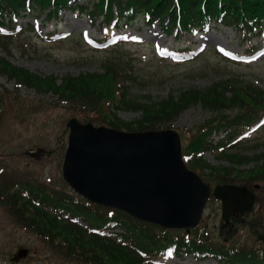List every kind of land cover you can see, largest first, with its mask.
<instances>
[{"label": "trees", "instance_id": "16d2710c", "mask_svg": "<svg viewBox=\"0 0 264 264\" xmlns=\"http://www.w3.org/2000/svg\"><path fill=\"white\" fill-rule=\"evenodd\" d=\"M85 1L0 0V24H11V14L24 11L28 6L33 12L46 9L49 18H58L62 10H79L91 21L99 20L100 26L105 28L147 18L149 23L157 21L167 33L175 31L178 37L192 33L194 27L203 29L207 23L218 21L240 31L245 39L264 25V0ZM2 43L8 44L4 36H0ZM104 70L105 74L66 76L56 83L54 77L38 76L0 57V73L39 92H51L72 104L74 113L85 122L126 131L158 130L168 128L181 112L200 104L210 116L195 132L179 130L187 166L205 180L241 183L244 179L255 178L264 181V165L250 172L237 171L241 165L259 161L261 155L226 152V148H239L237 138L264 114V89L236 78L213 83L205 89L190 87L176 95L170 92L160 100H141L123 85V81L131 80L132 76L130 64L119 47L108 49ZM3 108V94L0 93V113ZM234 109L235 113H226ZM115 110H129L140 115L131 121H123L116 116ZM218 131H222L220 141L212 143L210 136ZM207 148L227 157L232 166L206 163L202 151ZM239 149L242 151L244 147ZM0 200V206L5 207L17 225L43 240L60 259L57 263L44 257L43 262L47 264H155L152 255H165L168 250L199 258L215 257L231 264H264L261 248L256 252L244 250L237 239L233 242L221 239L208 232L205 225L191 229L189 233H172L174 231L138 221L122 211L92 204L71 191L48 190L25 181H3L0 183ZM77 220L86 223L88 228ZM111 229H122L123 232ZM0 256H4L2 251ZM7 256L12 260L14 255ZM29 256L33 260V255ZM22 264L27 263L22 261Z\"/></svg>", "mask_w": 264, "mask_h": 264}, {"label": "rangeland", "instance_id": "374dc122", "mask_svg": "<svg viewBox=\"0 0 264 264\" xmlns=\"http://www.w3.org/2000/svg\"><path fill=\"white\" fill-rule=\"evenodd\" d=\"M17 20L20 31L8 41L9 52L4 48L5 43L0 44V56L38 76L54 77L56 83L66 76L105 74L104 63L108 51L104 48L109 43L119 42V49L124 52V57L130 64L129 73L132 76L131 80H124L123 85L141 100H160L170 92L176 95L180 90L190 87L205 89L213 83L236 78L264 89V34L261 40L257 37L253 39L258 52L248 59L238 57L244 52L240 34L231 28L212 25L208 31L181 37L182 48L188 45L193 51L191 55L183 56L188 57L184 59L173 53L178 46L173 34L161 32L157 25L147 26L142 20L126 29L112 31L109 42L101 43L99 47L84 40L91 37L98 41L100 35L97 25L91 24L84 14L64 13L60 22L51 25L46 22L45 12L29 15L24 12ZM53 32L56 34L52 39L48 38ZM201 49V54L191 58L193 54L200 53L198 51ZM161 51L166 57H160ZM14 86V80L0 75V92L15 90ZM16 93L17 97L10 100L15 113L5 110L0 120V182L3 178L21 179L40 187L47 183L51 188L73 191L61 173L68 136L66 122L73 116L81 121L85 120L74 113L73 106L66 108V103L57 101L53 96L40 94L26 86L18 88ZM235 112L234 109L226 113L231 115ZM139 115L140 113L129 110L116 111V116L123 121H131ZM209 116L197 104L181 112L169 126L175 130H194L197 124ZM242 146L244 150L240 151ZM238 147L226 148V152L241 155L258 153L261 159L241 165L237 171L250 172L264 165V118L251 127L248 135L238 142ZM40 148H43V152H39ZM28 151L35 155H28ZM42 153L47 154L45 158ZM203 159L214 166H232L227 157L208 150L204 151ZM244 180L239 184L255 192L258 198L250 211L243 213V217L240 216L242 219L239 217L238 220L236 215L234 219L230 218V222L219 227L221 203L214 198L208 199L201 219L203 218L202 223H206L210 233L221 239H237L244 250L253 251L256 245L264 248V243L257 238L264 234V184L261 188L253 189L252 186L260 180ZM206 182L211 183V187L223 183L212 178ZM229 183L234 182L232 180ZM42 244L44 243H40L31 233L19 229L12 217L0 208V251L5 253V256L0 257V264H22V261L27 264H47L43 262L44 257L60 263ZM20 247L31 251L33 247H37L44 255L33 253L31 260L25 249H22L15 263H12L7 252L8 255H13ZM162 261L169 264H229L214 259L199 260L177 256Z\"/></svg>", "mask_w": 264, "mask_h": 264}, {"label": "water", "instance_id": "95a60500", "mask_svg": "<svg viewBox=\"0 0 264 264\" xmlns=\"http://www.w3.org/2000/svg\"><path fill=\"white\" fill-rule=\"evenodd\" d=\"M67 127L62 174L77 194L162 227L198 223L210 187L184 164L174 130L128 132L76 118ZM212 193L221 199L224 224L254 202L249 190L233 184L216 185Z\"/></svg>", "mask_w": 264, "mask_h": 264}]
</instances>
